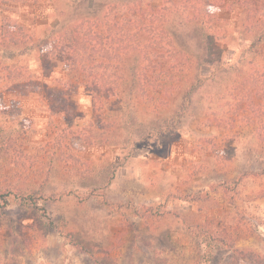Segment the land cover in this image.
Returning a JSON list of instances; mask_svg holds the SVG:
<instances>
[{"label":"rangeland","instance_id":"obj_1","mask_svg":"<svg viewBox=\"0 0 264 264\" xmlns=\"http://www.w3.org/2000/svg\"><path fill=\"white\" fill-rule=\"evenodd\" d=\"M165 2L0 4V264L264 263V114L247 102L258 61L241 9L207 5L224 36L213 45L170 9L157 25L195 63L145 67L140 44L114 97L54 55L59 35L110 5L163 15Z\"/></svg>","mask_w":264,"mask_h":264},{"label":"trees","instance_id":"obj_2","mask_svg":"<svg viewBox=\"0 0 264 264\" xmlns=\"http://www.w3.org/2000/svg\"><path fill=\"white\" fill-rule=\"evenodd\" d=\"M19 1L0 0V4ZM165 3L167 7L163 9V15L146 14L143 11L130 16L128 11L119 15L114 13L117 6L110 5L102 18L84 19L77 23L70 32V38L65 34L59 35L55 41L54 55L70 68L81 71L96 94L114 97L118 93L114 82L118 64L121 58L138 50L140 44H143V53L142 50L140 53L146 62L145 67L154 66V57L170 58L169 67L179 72L189 70L195 63L185 49L174 43L171 34L157 25V21L165 19L170 9H177L187 23L199 25L200 31L207 30L209 34L206 38L213 45L212 42L224 36L215 32L212 27L213 16L205 8L211 3L226 5L229 10L236 6L242 10L241 34L252 37L248 49L258 61L249 73L254 90L246 94L248 106L252 112L264 114V0H229L228 3L227 0H166ZM9 23L5 21L8 30L3 32V37L15 46L22 44L26 39L22 34L23 27L14 23L10 26ZM5 68L8 78L11 74L14 77L21 75L19 70ZM142 79L148 81L147 76ZM252 93L255 100L252 99Z\"/></svg>","mask_w":264,"mask_h":264}]
</instances>
